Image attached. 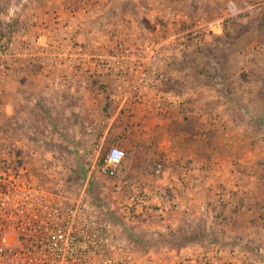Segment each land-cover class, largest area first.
Masks as SVG:
<instances>
[{
    "label": "rangeland",
    "instance_id": "obj_1",
    "mask_svg": "<svg viewBox=\"0 0 264 264\" xmlns=\"http://www.w3.org/2000/svg\"><path fill=\"white\" fill-rule=\"evenodd\" d=\"M0 51L1 164L131 264H264V0H0Z\"/></svg>",
    "mask_w": 264,
    "mask_h": 264
},
{
    "label": "built area",
    "instance_id": "obj_2",
    "mask_svg": "<svg viewBox=\"0 0 264 264\" xmlns=\"http://www.w3.org/2000/svg\"><path fill=\"white\" fill-rule=\"evenodd\" d=\"M125 156L111 146L98 172L113 177ZM112 242L85 195L52 192L0 163V264H131Z\"/></svg>",
    "mask_w": 264,
    "mask_h": 264
},
{
    "label": "crops",
    "instance_id": "obj_3",
    "mask_svg": "<svg viewBox=\"0 0 264 264\" xmlns=\"http://www.w3.org/2000/svg\"><path fill=\"white\" fill-rule=\"evenodd\" d=\"M111 135V134H110ZM125 169V168H124ZM120 170V169H119ZM123 172H125V170L123 171Z\"/></svg>",
    "mask_w": 264,
    "mask_h": 264
}]
</instances>
